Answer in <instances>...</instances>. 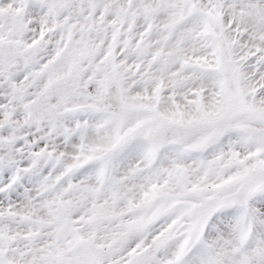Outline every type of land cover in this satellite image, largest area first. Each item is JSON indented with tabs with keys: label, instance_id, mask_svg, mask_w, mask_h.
<instances>
[{
	"label": "snow or ice",
	"instance_id": "obj_1",
	"mask_svg": "<svg viewBox=\"0 0 264 264\" xmlns=\"http://www.w3.org/2000/svg\"><path fill=\"white\" fill-rule=\"evenodd\" d=\"M0 264H264V0H0Z\"/></svg>",
	"mask_w": 264,
	"mask_h": 264
}]
</instances>
